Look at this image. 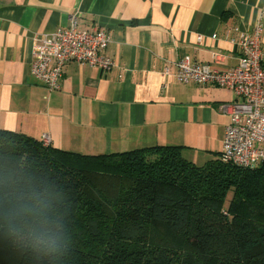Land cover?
Listing matches in <instances>:
<instances>
[{"label": "crops", "instance_id": "1", "mask_svg": "<svg viewBox=\"0 0 264 264\" xmlns=\"http://www.w3.org/2000/svg\"><path fill=\"white\" fill-rule=\"evenodd\" d=\"M73 14L79 28L108 32L103 53L115 64L102 71L66 63L60 88L49 91L30 72L33 38ZM259 22L264 0H0V129L45 133L51 146L82 154L180 145L185 158L204 164L219 157L239 98L178 82L174 63L188 55L229 69L234 39Z\"/></svg>", "mask_w": 264, "mask_h": 264}, {"label": "trees", "instance_id": "2", "mask_svg": "<svg viewBox=\"0 0 264 264\" xmlns=\"http://www.w3.org/2000/svg\"><path fill=\"white\" fill-rule=\"evenodd\" d=\"M82 154L0 129V264H264V161Z\"/></svg>", "mask_w": 264, "mask_h": 264}, {"label": "built area", "instance_id": "3", "mask_svg": "<svg viewBox=\"0 0 264 264\" xmlns=\"http://www.w3.org/2000/svg\"><path fill=\"white\" fill-rule=\"evenodd\" d=\"M264 26L255 23L234 39L237 49L235 66L219 70L209 63H200L184 55L175 61V77L180 83L210 84L232 91L238 98L230 109L225 127L220 158L243 168H252L264 161ZM30 72L49 91L61 86L64 66L75 61L109 70L115 62L103 51L110 35L103 27L81 29L77 15L49 34L33 38ZM164 73L167 69L164 67ZM44 145L50 144L42 134Z\"/></svg>", "mask_w": 264, "mask_h": 264}, {"label": "rangeland", "instance_id": "4", "mask_svg": "<svg viewBox=\"0 0 264 264\" xmlns=\"http://www.w3.org/2000/svg\"><path fill=\"white\" fill-rule=\"evenodd\" d=\"M206 156V155H205ZM206 158V157H205ZM203 161H201V163H202Z\"/></svg>", "mask_w": 264, "mask_h": 264}]
</instances>
